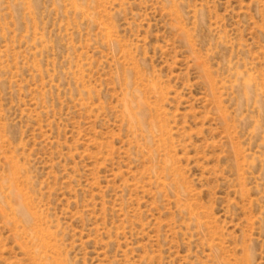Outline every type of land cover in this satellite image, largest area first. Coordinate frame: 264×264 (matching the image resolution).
Segmentation results:
<instances>
[{
	"label": "rangeland",
	"instance_id": "rangeland-1",
	"mask_svg": "<svg viewBox=\"0 0 264 264\" xmlns=\"http://www.w3.org/2000/svg\"><path fill=\"white\" fill-rule=\"evenodd\" d=\"M0 264H264V0H0Z\"/></svg>",
	"mask_w": 264,
	"mask_h": 264
}]
</instances>
